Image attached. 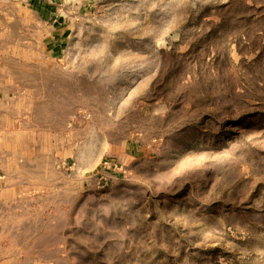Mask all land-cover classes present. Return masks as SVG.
I'll list each match as a JSON object with an SVG mask.
<instances>
[{
  "label": "rangeland",
  "instance_id": "obj_1",
  "mask_svg": "<svg viewBox=\"0 0 264 264\" xmlns=\"http://www.w3.org/2000/svg\"><path fill=\"white\" fill-rule=\"evenodd\" d=\"M62 2L64 50L38 55L77 85L63 115L32 118V193L6 214L4 255L264 264V0Z\"/></svg>",
  "mask_w": 264,
  "mask_h": 264
},
{
  "label": "crops",
  "instance_id": "obj_2",
  "mask_svg": "<svg viewBox=\"0 0 264 264\" xmlns=\"http://www.w3.org/2000/svg\"><path fill=\"white\" fill-rule=\"evenodd\" d=\"M62 3L0 0V228L5 226L6 214L32 193L30 181L38 160L36 139L43 133L33 119L52 118L57 111L54 103L70 100V88L76 84L54 77L57 62L38 55L52 57L64 50L68 26L59 8ZM37 22L43 25L40 47ZM58 113L64 114L62 110ZM20 260L18 252L4 255L0 248V264H20Z\"/></svg>",
  "mask_w": 264,
  "mask_h": 264
},
{
  "label": "built area",
  "instance_id": "obj_3",
  "mask_svg": "<svg viewBox=\"0 0 264 264\" xmlns=\"http://www.w3.org/2000/svg\"><path fill=\"white\" fill-rule=\"evenodd\" d=\"M104 168H105L106 171H112V170L120 169L118 164H114V163L108 162V161L105 162Z\"/></svg>",
  "mask_w": 264,
  "mask_h": 264
}]
</instances>
